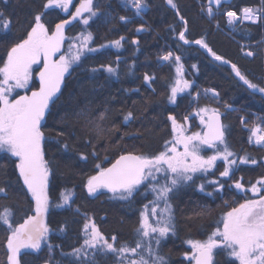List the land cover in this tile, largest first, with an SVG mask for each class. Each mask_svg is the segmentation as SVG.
<instances>
[{
  "label": "trees",
  "instance_id": "trees-1",
  "mask_svg": "<svg viewBox=\"0 0 264 264\" xmlns=\"http://www.w3.org/2000/svg\"><path fill=\"white\" fill-rule=\"evenodd\" d=\"M44 2L0 0V12L12 21L6 33L0 27V57L6 55L12 43L26 35L29 22L35 12L42 10ZM79 3L80 0H73L71 9ZM146 3L147 8L137 17L132 9L123 7L120 0H96V7L106 16L95 18L88 26L93 34L92 46L97 48L121 36L125 39L120 49L108 47L85 55L71 75H66L59 99L46 113L41 129L45 137L42 148L52 170L49 185L51 206L46 223L52 230L48 243L59 247H53L50 253L47 243L38 252L24 251L19 257L21 264H45L46 261L48 264H69L71 258L61 254L69 253L82 244V229L87 217L94 220L106 237L117 235V247L123 242L134 246V230L139 225L140 211L153 199V195L142 187L130 202L113 199L112 194L104 189L90 196L85 183L89 176L95 174L98 163L106 168L126 152L154 155L163 150L164 141L172 137L169 114L174 115L178 122L189 116L192 131L202 132L203 126L197 121L196 110L205 106L219 109L229 149L238 156L248 155L257 163L238 165L231 179L220 178L225 184L223 192H214L212 186L207 187L204 193L199 192L197 186L205 179L201 174L175 197L172 201L175 234L170 233L162 239L159 248L167 264H190L184 256V253H191L186 242L206 240L218 226L222 227L225 212L245 199L255 198L250 191L241 193L229 185L242 178L247 188L264 177V145L249 142L253 126L264 128V97L248 89L232 72L230 64L216 61L199 45H185L179 41L178 33L184 24L166 0H146ZM175 3L188 21L189 40L205 38L218 55L237 64L253 83L264 86V20L257 24L238 23L235 25L238 30H233L223 15L227 10L239 14L240 9L246 6L264 7V0H227L219 7L212 5L213 12L217 13L212 17L202 11L207 0H175ZM121 15L131 17V22L119 21ZM70 16V12L64 14L53 8L47 11L44 20L54 26ZM141 25L146 31L137 32ZM77 31L76 25L66 26L68 34ZM133 39L139 41L138 45L132 44ZM242 44L252 45L250 50L256 55L246 56L241 51ZM168 52L172 53L173 59L161 61L159 58ZM176 56L181 57L184 78L194 83L188 91L178 95L175 104H171L168 95L170 85L177 78ZM107 64L116 68L117 76L103 70L95 73L88 70ZM194 64L195 69L192 67ZM145 74L154 77L150 86L144 82ZM205 89H215L220 93L219 99H213L211 93L206 95ZM225 104L232 105L234 110L226 109ZM129 111L134 119L126 123L123 116ZM101 113H105L106 118L99 122ZM241 117H244V123ZM222 148L220 146V150ZM214 151L203 147L201 155L206 158ZM81 154L87 159H80ZM223 170L224 162L217 161L214 174L207 179L219 178ZM0 187L7 189V195L0 194V211L11 209L13 226L34 214V203L19 179L14 158L10 159L9 154L3 152H0ZM64 189L74 192L73 200L71 206L58 208L56 205L60 203V193ZM206 192H213V195L208 196ZM200 212L204 215L197 216ZM61 226L65 231H59ZM9 232L8 227L0 223V264H8L6 242ZM213 261L214 264H236L235 259L222 249L214 250Z\"/></svg>",
  "mask_w": 264,
  "mask_h": 264
},
{
  "label": "snow or ice",
  "instance_id": "snow-or-ice-1",
  "mask_svg": "<svg viewBox=\"0 0 264 264\" xmlns=\"http://www.w3.org/2000/svg\"><path fill=\"white\" fill-rule=\"evenodd\" d=\"M226 2L227 0H207L206 8H202V11H206L207 15L212 17L217 14L213 12L212 5L219 7ZM71 3L72 0H45L42 10L35 12L29 22L30 27L25 30L26 35L12 43L6 55L0 57L2 61L0 63V152L9 154L10 159L14 158L15 170L18 171L19 179L22 180L23 186L34 202L35 212V215L27 216L23 223L13 226L11 221L14 214L11 209L5 208L0 211V223L10 230L6 242L8 264H21L19 257L22 249L38 252L42 244L49 241V233L52 231L44 220L51 206L49 185L52 170L42 148L45 137L41 130V122L46 118V113L50 112L51 106L59 99L58 94L61 93V85L66 75H71L74 67L82 63L86 53H97L108 47L120 49L125 39L121 36L94 48L90 47L89 43L93 41L91 32H81L73 38L66 37V26L73 21L79 19L84 26H89L91 20L106 16L95 6L96 0H80L71 16L68 19L59 20L54 26L45 22L44 16L48 10L56 8L67 12ZM120 3L123 7L132 9L137 17L147 8L146 0H120ZM166 3L176 10V15L184 24V28L178 33L179 41L185 45H199L216 61L230 64L232 72L248 89L264 97V86L253 83L241 72L237 64L218 55L205 38L189 40L187 38L188 21L180 14L175 0H166ZM223 15L226 17L227 25L232 26L233 30H238L235 28L238 23L257 24L264 20V7L246 6L240 9L239 14L236 11L227 10ZM118 19L129 23L132 18L121 15ZM0 22H2L0 27L6 33L11 27V18H6L4 13L0 12ZM136 31L141 32L146 29L144 25H141ZM173 31H175L174 28ZM69 39L72 42L68 44L67 51H62L65 42ZM138 43L139 41L132 40L133 45ZM251 47L253 46L242 44L241 51L248 57H254L256 53L250 50ZM117 59L119 60V57ZM159 59L165 62L171 61L173 55L168 52ZM180 61L181 57L176 56L177 78L170 85L168 95V102L171 104H175L178 94L188 91L194 83L183 79L184 70ZM40 64L42 67L35 73L39 80V87L31 91L30 95L17 94V90L27 92V89L31 87L33 65ZM192 67L195 69L196 65ZM88 70L93 73L103 70L112 76L118 75L116 68L111 64ZM153 80V76L144 75V82L149 86ZM204 93L206 95L211 93L213 99L220 97V93L215 89H205ZM225 108L234 110L229 104H225ZM196 115L200 116L202 132H193L188 135L184 123H187L189 116L184 118V123H180L174 115L169 114L172 137L164 141L163 150L154 155L126 152L119 155L107 168L99 163L95 165V174L89 176L85 183L90 196L106 189L112 194L113 199L130 202L143 187L145 192L153 195V199L140 211L139 225L134 230L136 235L134 246L123 242L117 247V235L114 234L109 239L100 231L94 220L87 217L82 229L83 243L71 252L61 254L71 258L69 264H107L110 256L115 257L117 264H167L166 258L160 255L159 248L162 239L170 233L175 234L176 225L172 204L175 197L186 187H190L201 174L205 179L197 186L199 192L204 193L209 186L213 187L214 192H223L225 184L220 178L231 179L238 165L257 163L248 155L238 156L229 149L225 138L226 128L221 123L219 109L201 107L196 110ZM105 118L106 114L101 113L99 122ZM133 119L131 111L123 116L126 123H130ZM99 122L97 128H99ZM241 122L244 123V117H241ZM100 131L102 132V129ZM58 135L62 136L63 133ZM253 139L257 145H264V128L260 125L251 129L249 142L251 143ZM203 146L214 149V154L205 158L201 155ZM220 146H223L222 150ZM80 159L86 160L87 157L81 154ZM218 160L224 162V170L219 173V178L207 179L210 174H214ZM229 187H234L241 193L250 191L255 198L245 199L225 212L221 220L222 227L218 226L206 240L186 242L192 249L190 254L184 253L185 258L190 260V264L191 262L214 264L213 255L216 249L226 251L227 255L234 257L239 264H264V177L258 178L247 188L242 178L235 180ZM0 194L7 195V189L0 187ZM206 195L212 196L213 192H206ZM73 196L72 190H62L59 197L60 203L56 207L71 206ZM196 215L202 216L204 213L200 212ZM59 231H65L64 227L61 226ZM53 247H59V245L48 243L50 253ZM45 264L48 262L46 261Z\"/></svg>",
  "mask_w": 264,
  "mask_h": 264
},
{
  "label": "rangeland",
  "instance_id": "rangeland-1",
  "mask_svg": "<svg viewBox=\"0 0 264 264\" xmlns=\"http://www.w3.org/2000/svg\"><path fill=\"white\" fill-rule=\"evenodd\" d=\"M73 1V0H72ZM72 4V3H71ZM71 4L69 5V10L67 11V12H64V11H62L61 9H59V10H61L64 14H68V12H70V14H72V12H74L75 11V8L74 9H71ZM96 6V5H95ZM206 12V11H205ZM206 14H207V12H206ZM94 20V19H93ZM93 20H91L90 21V23L93 21ZM76 25L77 26V32H75V33H73V34H68V33H66L65 32V35H66V37H68V38H73V37H76L77 36V34L78 33H81V32H90V30H89V28H88V26H84L81 22H80V20L78 19V20H76V21H73L71 24H70V27H71V25ZM72 42V40L71 39H69V40H67L66 42H65V44H64V46H63V49H62V51H67V47H68V44L69 43H71ZM90 43V47H93L92 46V41H90L89 42ZM87 54H90V53H86L85 55H87ZM57 59H58V56L56 57ZM42 67V64H40V65H33V69H34V72H33V81L31 82V87H29V89H27V92H25V90H17V94H19V95H24V94H28V95H30L31 94V91H33V90H35V89H37L38 87H39V80H38V78L35 76V73L36 72H39V70H40V68ZM183 79H185L184 78V76H183ZM62 85H63V83H62ZM62 85H61V87H62ZM179 95V94H178ZM13 99L15 98V95L12 97ZM209 109H212L211 107H208ZM196 115V114H195ZM196 118H197V121L200 123V116H197L196 115ZM205 118H207L206 116H205ZM43 122V121H42ZM41 122V123H42ZM180 123H184V120L182 121V122H180ZM203 126V125H202ZM184 127H185V129H187V134L188 135H190L191 133H193V132H199V131H192V125H191V122H190V120H188L187 121V123H184ZM190 131H192V132H190ZM254 140V139H253ZM42 143H43V141H42ZM203 147H208V146H203ZM202 147V148H203ZM181 150H182V148H181ZM218 161H221V160H218ZM251 194H253V193H251ZM30 195V194H29ZM254 195V194H253ZM31 197V196H30ZM34 203V202H33ZM161 207H163V205L161 204ZM48 213V212H47ZM47 213L45 214V217H44V220H45V223H46V218H47ZM33 215H35V212H34V214ZM47 224V223H46ZM83 237H84V235H83ZM84 239V238H83ZM110 239V238H109ZM48 243V242H47ZM47 243H43L42 244V246L44 245V246H47ZM83 243V242H82ZM42 246H41V248H42ZM188 246H189V248H190V251H192V249H191V246L188 244ZM80 247V246H79ZM24 251H32V252H34L33 250H31V249H22L21 250V253L22 252H24ZM234 258V257H233ZM98 259H99V257H98ZM109 261H107V264H117V262H116V259H115V257H112V256H110L109 258ZM235 259V258H234ZM236 261V260H235ZM193 264H194V262H193ZM236 264H239V262L238 261H236Z\"/></svg>",
  "mask_w": 264,
  "mask_h": 264
},
{
  "label": "water",
  "instance_id": "water-1",
  "mask_svg": "<svg viewBox=\"0 0 264 264\" xmlns=\"http://www.w3.org/2000/svg\"><path fill=\"white\" fill-rule=\"evenodd\" d=\"M220 119H221V118H220ZM221 123H222V119H221ZM202 130H203V129H202ZM118 157H119V156H118ZM118 157H117V158H118ZM117 158H116V159H117ZM116 159H115V160H116ZM115 160H114V161H112V162H111V163H110V164H109L107 167H109V166H110L112 163H114V162H115ZM107 167H106V168H107ZM104 190H106V189H104Z\"/></svg>",
  "mask_w": 264,
  "mask_h": 264
},
{
  "label": "built area",
  "instance_id": "built-area-1",
  "mask_svg": "<svg viewBox=\"0 0 264 264\" xmlns=\"http://www.w3.org/2000/svg\"><path fill=\"white\" fill-rule=\"evenodd\" d=\"M194 97H196V96H194ZM253 127H254V126H253ZM253 127H252V128H253ZM253 141H254V140H253ZM260 146H261V145H260Z\"/></svg>",
  "mask_w": 264,
  "mask_h": 264
}]
</instances>
